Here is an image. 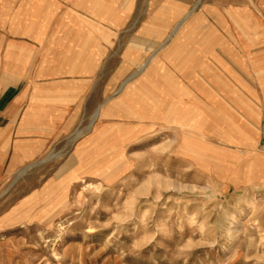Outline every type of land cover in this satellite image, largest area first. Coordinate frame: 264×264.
Instances as JSON below:
<instances>
[{
	"label": "rangeland",
	"instance_id": "obj_1",
	"mask_svg": "<svg viewBox=\"0 0 264 264\" xmlns=\"http://www.w3.org/2000/svg\"><path fill=\"white\" fill-rule=\"evenodd\" d=\"M73 7L89 81L0 182V264H264V0Z\"/></svg>",
	"mask_w": 264,
	"mask_h": 264
},
{
	"label": "crops",
	"instance_id": "obj_2",
	"mask_svg": "<svg viewBox=\"0 0 264 264\" xmlns=\"http://www.w3.org/2000/svg\"><path fill=\"white\" fill-rule=\"evenodd\" d=\"M81 20L73 0H0V182L48 148L51 124L75 116L74 85L89 81L74 76L90 60Z\"/></svg>",
	"mask_w": 264,
	"mask_h": 264
},
{
	"label": "bare ground",
	"instance_id": "obj_3",
	"mask_svg": "<svg viewBox=\"0 0 264 264\" xmlns=\"http://www.w3.org/2000/svg\"><path fill=\"white\" fill-rule=\"evenodd\" d=\"M97 116H98V113H97Z\"/></svg>",
	"mask_w": 264,
	"mask_h": 264
}]
</instances>
